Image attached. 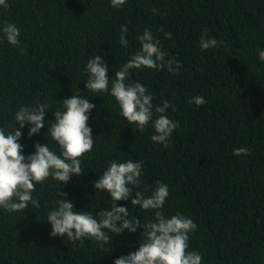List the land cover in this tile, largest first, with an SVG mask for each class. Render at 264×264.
Returning a JSON list of instances; mask_svg holds the SVG:
<instances>
[{
    "label": "trees",
    "instance_id": "obj_1",
    "mask_svg": "<svg viewBox=\"0 0 264 264\" xmlns=\"http://www.w3.org/2000/svg\"><path fill=\"white\" fill-rule=\"evenodd\" d=\"M2 21L20 28V44L0 41V128L10 126L22 103L47 99L54 110L57 100L79 90L96 105L88 121L96 137L83 154L85 174L59 193L55 181L36 186L40 208L24 214L0 209V264H113L134 251L142 227L108 232L101 247L92 239L53 236L45 222V207L64 193L78 209L95 214L107 208L109 197L94 192L91 182L113 157L143 162L139 190L147 193L155 181L169 185L163 211L195 221L188 250L200 252L204 264H264V62L257 56L264 47V0H125L120 8L110 0H8L7 8L0 7ZM122 25L128 27L127 48L118 42ZM145 28L159 38L167 58L180 62L175 74L166 68L130 70L154 104L169 100L174 106L167 112L179 127L167 148L151 141V124L139 132L119 115L114 98L89 93L82 71L87 58L99 54L113 78L138 50L136 37ZM205 33L223 43L202 50ZM197 95L206 103L188 102ZM45 111V119L54 121L53 111ZM47 129L45 124L33 137L27 125L22 129L25 155L36 142H47ZM238 147L249 151L234 155ZM117 203L141 224L152 218L130 200Z\"/></svg>",
    "mask_w": 264,
    "mask_h": 264
},
{
    "label": "clouds",
    "instance_id": "obj_2",
    "mask_svg": "<svg viewBox=\"0 0 264 264\" xmlns=\"http://www.w3.org/2000/svg\"><path fill=\"white\" fill-rule=\"evenodd\" d=\"M110 3L112 7L120 8L125 0H110ZM0 7L7 8L8 0H0ZM127 32L128 27L122 25L118 42L124 48L129 45ZM164 36L170 39L172 33L165 32ZM136 39L138 50L129 55L113 78L108 76V65L101 55H90L82 70L87 77L85 86L89 93L114 98L119 115L137 131L143 132L151 124V141L167 148L174 130L179 127V121L171 119L167 112L169 108L174 110V106L169 100L154 104L153 94L140 80L132 79L130 70L166 68L175 74L180 62L167 58L170 57L168 51L163 50L151 29L145 28ZM0 41L19 45L20 28L14 22H0ZM222 43L206 33L199 40L202 50ZM257 56L264 62V47L257 49ZM78 91L62 101L57 100L59 103L54 110L47 99L22 103L11 114L10 126L0 128V209L21 214L26 209H38L40 201L34 196L38 184L55 181L59 193L73 177L85 174L83 154L91 152L96 137L88 121L96 105L81 97ZM188 102L200 106L206 100L197 95L190 97ZM46 109L53 111L54 121L45 119ZM45 124H48L47 142H36L34 150L25 155L24 145L20 143L22 129L27 125V136L33 137ZM248 151L238 147L233 149V154L239 156ZM143 175L142 161L113 157L91 182L93 191L106 193L111 204L94 214L91 210L76 208L67 193L63 197L56 196L50 206L45 207V222L50 225V234L71 241L92 239L104 247V242L109 240L108 232L120 234L126 229L134 233L142 227L143 238L139 246L115 258L113 264H204L200 252L188 250L190 234L197 228L195 221L182 212L166 215L163 208L169 197V185L155 181L146 193L139 190ZM134 188L137 189L135 192ZM122 200H130L131 205L151 212L152 218L141 224L137 216L130 217L127 205L117 203Z\"/></svg>",
    "mask_w": 264,
    "mask_h": 264
}]
</instances>
